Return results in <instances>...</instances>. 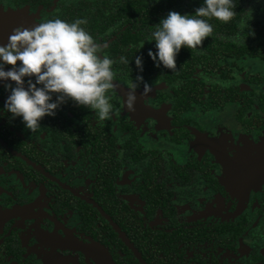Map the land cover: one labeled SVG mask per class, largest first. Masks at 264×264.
I'll return each mask as SVG.
<instances>
[{
  "label": "flooded vegetation",
  "instance_id": "af4514ba",
  "mask_svg": "<svg viewBox=\"0 0 264 264\" xmlns=\"http://www.w3.org/2000/svg\"><path fill=\"white\" fill-rule=\"evenodd\" d=\"M236 2L171 71L145 36L202 0H0V44L84 17L116 61L104 120L66 99L30 132L0 111V264H264V0ZM138 74L152 90L129 111Z\"/></svg>",
  "mask_w": 264,
  "mask_h": 264
},
{
  "label": "clouds",
  "instance_id": "9594fccd",
  "mask_svg": "<svg viewBox=\"0 0 264 264\" xmlns=\"http://www.w3.org/2000/svg\"><path fill=\"white\" fill-rule=\"evenodd\" d=\"M235 2L202 0L194 15L169 10L145 36L154 41L155 52L147 51L154 66L176 70L181 47L196 48L212 34L213 26L206 18L229 21L235 14ZM86 23L84 17L72 21L55 17L31 27L20 24L12 29L7 43L0 44V82H5L9 90L0 111L7 110L13 118L19 116L30 132L40 127L44 115L54 116L66 99L95 110L100 120L110 116L113 105L106 92L114 87L112 66L116 61L100 54L101 45L83 27ZM132 61L142 72V55H135ZM119 62L129 64V59L121 55ZM5 65L11 67L6 69ZM141 85V95L152 90V85L138 74L125 94L129 111L134 110L135 90Z\"/></svg>",
  "mask_w": 264,
  "mask_h": 264
},
{
  "label": "trees",
  "instance_id": "16d2710c",
  "mask_svg": "<svg viewBox=\"0 0 264 264\" xmlns=\"http://www.w3.org/2000/svg\"><path fill=\"white\" fill-rule=\"evenodd\" d=\"M236 5H238L237 2H236ZM239 5H240V4H239ZM242 5H243V4H242ZM209 19H210V20H214V21L219 22V23H225L224 21L218 20V19H216V18H214V17H213V18H209ZM230 21H233V20L230 19V20L227 21V22H230Z\"/></svg>",
  "mask_w": 264,
  "mask_h": 264
}]
</instances>
